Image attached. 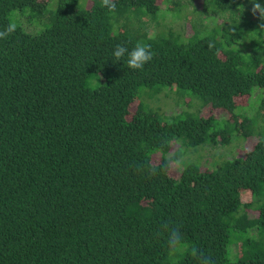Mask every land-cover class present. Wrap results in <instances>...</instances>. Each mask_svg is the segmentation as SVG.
I'll list each match as a JSON object with an SVG mask.
<instances>
[{
  "label": "trees",
  "instance_id": "16d2710c",
  "mask_svg": "<svg viewBox=\"0 0 264 264\" xmlns=\"http://www.w3.org/2000/svg\"><path fill=\"white\" fill-rule=\"evenodd\" d=\"M208 1L229 17L184 38L132 18L157 14L159 0H116L115 13L100 0H0V30L17 25L0 40V264H196L193 247L214 264H264V20L251 0ZM137 42L154 53L142 70L114 61L117 44ZM163 86L232 117L160 115L139 97ZM254 88L260 124L235 111ZM254 132L241 156L169 173L175 143ZM164 221L184 233L175 256Z\"/></svg>",
  "mask_w": 264,
  "mask_h": 264
},
{
  "label": "rangeland",
  "instance_id": "374dc122",
  "mask_svg": "<svg viewBox=\"0 0 264 264\" xmlns=\"http://www.w3.org/2000/svg\"><path fill=\"white\" fill-rule=\"evenodd\" d=\"M82 1L86 4L90 3V0H79V3L81 4ZM159 4L160 11H158L157 14H147L144 8H140L137 10V14L132 16V18L139 20V22H144V29L150 35L162 32L166 33L170 30L172 33L186 38L195 30H210L216 27V24H219L229 17V12L223 14L215 12L208 0H159ZM134 12L135 11H133V13ZM147 16L154 19H150ZM30 22L24 19L17 21V23L22 25L26 30H34L33 26L35 22L32 24H30ZM133 24L136 25L137 22L133 21ZM242 41L243 42L238 44V46L248 49L249 38ZM96 84L97 81L95 79L89 82L91 87ZM254 89L255 91L252 94L237 98V107L235 111L239 114L256 118L260 124L263 122V115L258 111V103L261 100L262 91L257 90L258 88ZM144 90L146 91L143 93ZM140 91H142L143 94L139 99L143 103L156 108L159 114L165 117L181 112H190L204 117L213 115L218 119H228L232 117V114L226 110L213 108L208 104H204L199 97H195V95L192 93L190 94L187 90L180 91L175 86H163L157 89L141 88ZM132 110H134V107ZM259 124L256 126V129H259ZM256 136L254 132L246 138L233 137L231 142L227 144L219 143L215 146L206 145L196 148L180 146V144L175 143L170 153L172 154L175 148L180 151V153L179 158L171 163L169 173L174 177L179 176L185 162H196L203 170L214 169L224 160L243 155L247 149L252 147L257 139ZM158 160L159 157L155 156L154 161L157 162ZM244 199H246V197H244ZM233 251H235V249H233Z\"/></svg>",
  "mask_w": 264,
  "mask_h": 264
},
{
  "label": "clouds",
  "instance_id": "9594fccd",
  "mask_svg": "<svg viewBox=\"0 0 264 264\" xmlns=\"http://www.w3.org/2000/svg\"><path fill=\"white\" fill-rule=\"evenodd\" d=\"M251 12L255 15L258 14L261 20H264V5L251 0ZM100 5L106 8L110 13L116 11V0H100ZM17 25L9 23L7 27L0 30V40H6L16 31ZM127 56V67L132 70H142L146 63H149L154 56L150 44L137 42L134 47L129 50L126 44H117L113 50L114 61H121L122 58ZM159 230L163 232L166 237L169 253L173 256L185 250V237L181 227L173 226L170 221H164L159 226ZM191 255L195 258L196 264H214L211 256L205 254L202 250L193 247Z\"/></svg>",
  "mask_w": 264,
  "mask_h": 264
}]
</instances>
